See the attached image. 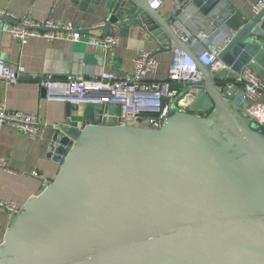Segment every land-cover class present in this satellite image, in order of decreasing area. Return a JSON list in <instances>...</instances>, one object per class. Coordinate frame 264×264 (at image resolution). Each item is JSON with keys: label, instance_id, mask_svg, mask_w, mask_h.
Returning a JSON list of instances; mask_svg holds the SVG:
<instances>
[{"label": "water", "instance_id": "water-1", "mask_svg": "<svg viewBox=\"0 0 264 264\" xmlns=\"http://www.w3.org/2000/svg\"><path fill=\"white\" fill-rule=\"evenodd\" d=\"M72 2L105 12L106 34L147 32L195 59L175 23L188 17L205 35L226 26L219 61L233 73L259 72L264 58V6L170 0L166 16L149 0ZM198 66L202 91L187 111L174 101L160 128L119 125L120 105L92 102L74 126L67 102L47 152L61 169L15 216L0 264H264V133L226 98L222 70Z\"/></svg>", "mask_w": 264, "mask_h": 264}, {"label": "crops", "instance_id": "crops-1", "mask_svg": "<svg viewBox=\"0 0 264 264\" xmlns=\"http://www.w3.org/2000/svg\"><path fill=\"white\" fill-rule=\"evenodd\" d=\"M257 1L232 0L239 8L250 10H253V4ZM0 9L10 15V18L0 17V58L12 68L23 65L26 69V74L15 83L0 80V103L11 110L37 114L46 124L44 131L36 138L20 133L10 126L0 130V159L7 161L6 167L0 166V198L14 199L24 206L58 175L61 165L47 156L48 146L54 126L68 118L67 102L48 100L47 91L39 84V79L49 75L56 78H63L68 74L91 75L103 69L124 76L134 71L135 59L140 50L151 49L156 52L159 61V70L152 79L164 80L179 51L173 47L160 50L161 47L147 32L129 30L123 36L119 29L108 33L119 36V43L108 50L87 42V39L80 42L64 39L51 41L42 36H34L22 43L9 31L10 26L15 24L16 17L72 20L76 25L90 29L105 22V12H96L90 7L84 10L81 2L74 3L72 0H0ZM157 9L170 16L176 7L170 0H162V5ZM182 19L192 39L189 45L195 54L207 44H223L230 36V30L226 26L219 30L209 29L210 33L205 35L188 17ZM94 32L98 35L106 34L100 28ZM257 66V73L264 74V58ZM221 68V65L217 66V69ZM221 70L223 83L225 79L231 80L237 74L229 68ZM83 107L72 105L71 118L74 126L81 124ZM139 120L140 118H132L130 124L136 125ZM14 218L15 215L10 212L0 210V244L3 243Z\"/></svg>", "mask_w": 264, "mask_h": 264}, {"label": "built area", "instance_id": "built-area-1", "mask_svg": "<svg viewBox=\"0 0 264 264\" xmlns=\"http://www.w3.org/2000/svg\"><path fill=\"white\" fill-rule=\"evenodd\" d=\"M149 1L154 9L162 5V0ZM263 6L264 0H258L253 4V10L258 11ZM4 14L8 13L0 9V15ZM182 20L175 23V32L183 41L190 42L192 39ZM101 26L103 23L87 29L76 25L72 20L16 17V22L10 26L9 31L22 43L31 37L42 36L51 41L64 39L80 42L87 39L91 44L107 50L113 49L119 43V36L96 34L94 30ZM229 40L228 36L223 44H207L196 54L197 59L179 51L164 80L152 79L159 70L156 52L142 49L135 59L134 71L130 74L120 76L111 70L103 69L91 75L68 74L63 78L49 75L40 78L39 84L46 89L48 100L70 102L74 106L89 102L120 105L122 115L118 117L119 125H129L132 118H140L142 126L160 128L173 114L174 101L179 110L187 111L192 100L202 91L204 75L198 63L214 64L216 71L220 70L217 69L218 65L227 68L219 61V55ZM25 74L23 65L12 68L0 58V80L15 83ZM220 86L224 88L226 98L236 102L245 110L246 116L257 121L260 127H264V79L260 74L247 68L237 73L233 79H225ZM45 125L37 114L11 110L0 103V130L10 126L20 133L36 138L44 131ZM0 166L6 167L7 161L0 159ZM0 210H6L16 216L23 210V205L14 199L0 198Z\"/></svg>", "mask_w": 264, "mask_h": 264}, {"label": "trees", "instance_id": "trees-1", "mask_svg": "<svg viewBox=\"0 0 264 264\" xmlns=\"http://www.w3.org/2000/svg\"><path fill=\"white\" fill-rule=\"evenodd\" d=\"M260 130L264 133V127L261 126L260 127Z\"/></svg>", "mask_w": 264, "mask_h": 264}, {"label": "rangeland", "instance_id": "rangeland-1", "mask_svg": "<svg viewBox=\"0 0 264 264\" xmlns=\"http://www.w3.org/2000/svg\"><path fill=\"white\" fill-rule=\"evenodd\" d=\"M130 122H132V121H130Z\"/></svg>", "mask_w": 264, "mask_h": 264}]
</instances>
